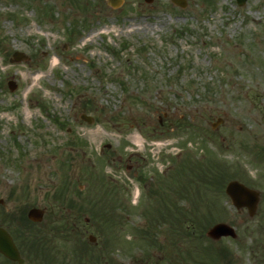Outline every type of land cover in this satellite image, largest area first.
<instances>
[{
    "label": "rangeland",
    "instance_id": "obj_1",
    "mask_svg": "<svg viewBox=\"0 0 264 264\" xmlns=\"http://www.w3.org/2000/svg\"><path fill=\"white\" fill-rule=\"evenodd\" d=\"M14 51L26 58L10 61ZM195 158L236 169L264 203V0H0L1 221L17 224L32 206L42 225L80 211L101 256L79 253L82 264H154L163 251L149 241L169 248L152 188ZM213 197L235 224L230 201ZM235 225L237 241L213 246L228 247L231 264H264L261 234ZM66 235L36 246L42 258L29 264H73Z\"/></svg>",
    "mask_w": 264,
    "mask_h": 264
},
{
    "label": "trees",
    "instance_id": "obj_2",
    "mask_svg": "<svg viewBox=\"0 0 264 264\" xmlns=\"http://www.w3.org/2000/svg\"><path fill=\"white\" fill-rule=\"evenodd\" d=\"M201 161H195V163L192 161V167L191 174L188 176L192 177L193 180H197V177L199 179L204 178V181H200L199 185L194 188L192 184V180L190 179L189 182H191L190 187L194 190L192 196V200L194 202H200L202 198V187H209V182L212 183L215 181V178L218 177L216 173L219 171L218 169L214 168V166L210 164L203 165ZM185 166H181L180 169H177L175 172L176 175L173 177V185L167 187V192H164V195L161 196V202L163 204L171 205L172 207L168 208L167 212H159V215L162 216V218L169 220L170 216H173V221L171 224H169L167 229L168 234V240H169V253L174 257L175 260H178V264H201L202 261L205 259L204 250L203 247H201L200 251V242H201V236L203 235V228L199 224V211L197 210H191L190 217H186L187 212L184 208L179 205V200H183V198H187V193L189 192V188L187 187V184L185 180H187V176L185 174ZM193 172V173H192ZM211 173V176L208 174ZM227 171L221 170V178L225 180V175ZM206 174V175H205ZM202 175V177H200ZM189 177V178H190ZM204 184V185H203ZM191 189V191H192ZM199 191V194L197 193ZM171 192V194H170ZM204 192V191H203ZM59 219L58 220H50L49 223H46L45 225L37 224L34 222L29 221L25 215L19 219H21L24 223L23 232L21 234H27L30 238V244L32 246V250L36 245L45 246L47 247L50 244V240H47V238H51L55 235V233H66V237H70V239L74 240V237H76L77 240H74V249L72 251V255L74 262L73 264H82L81 261L83 260V256L79 255L81 254H90L91 258L95 263L100 262V257L97 255H93L91 252V245L82 238V233L78 230V227L76 223H73L72 221H75L71 217V213L67 210L60 209L59 211ZM165 213L168 214V216H165ZM5 212H1V216L8 217L5 215ZM77 216V220H80V213ZM17 225V224H16ZM28 228V229H26ZM77 245V246H76ZM150 245H154L159 249H162L163 243L154 240ZM165 248V247H164ZM205 253L206 250H205ZM72 262V261H71ZM66 264H72V263H66Z\"/></svg>",
    "mask_w": 264,
    "mask_h": 264
},
{
    "label": "water",
    "instance_id": "obj_3",
    "mask_svg": "<svg viewBox=\"0 0 264 264\" xmlns=\"http://www.w3.org/2000/svg\"><path fill=\"white\" fill-rule=\"evenodd\" d=\"M112 6H117L121 3L122 0H107ZM150 1V0H147ZM173 2L179 4L180 6L185 5L184 0H172ZM245 0H237L238 4L244 3ZM16 60L20 59L22 53L15 52L13 54ZM16 83L12 80L8 81V87L10 90H14L16 88ZM87 121H92L90 116L81 115ZM221 119L218 118L217 122H220ZM213 123V126L216 124ZM226 192L231 196L232 201L237 206L246 205L248 207L249 213L252 215L256 209L258 196L256 191L248 189L247 187L243 186L238 181H230L226 186ZM27 216L29 219L33 221H40L43 217V210L38 207H32L28 210ZM209 236L214 239L219 238L221 235H232L235 236L234 231L225 223H218L214 225L210 230L207 232ZM89 239L94 241L95 237L89 235ZM0 251L5 254L7 257L11 259H18L21 261L20 257L18 256V251L6 230L0 227Z\"/></svg>",
    "mask_w": 264,
    "mask_h": 264
},
{
    "label": "flooded vegetation",
    "instance_id": "obj_4",
    "mask_svg": "<svg viewBox=\"0 0 264 264\" xmlns=\"http://www.w3.org/2000/svg\"><path fill=\"white\" fill-rule=\"evenodd\" d=\"M144 178L143 176H139V181H143ZM245 185L250 186L248 182L242 181ZM212 193L207 194V196H205L204 201L199 205V211L201 214V217L203 218V222L205 226H208L210 223H212V213L213 210L215 211V215L217 217H214L215 219L213 220V222L215 221H220L222 220L221 216L218 214V204L214 201V197H213V192L219 197V199H222V195L224 193V189L222 190V188L216 189L215 191H211ZM262 193L259 190V203L257 206V210L256 213L254 214V216H249L248 212H247V208L245 206L240 207L239 209L236 208L234 205H232L230 203V206L233 207V209L235 210V214L238 216L236 218V223L237 224H244L245 227V231H254L255 229L258 230V232L261 234L260 236L257 235L256 240L260 239L261 236L264 240V203L260 205V202L262 201ZM227 199L229 200V198L227 197ZM188 208L191 205H187ZM235 214L233 213L232 216L230 217V220L233 219V217H235ZM247 216V218L245 215ZM229 224L233 225L234 227H236V223L234 224L232 221H227ZM250 225H254V229L252 230H248V228L250 227ZM225 238H229V237H225ZM14 242L16 244V247L19 251L20 257L22 258V263H19L16 260H10L8 258H6L4 255H2L0 253V264H29L30 261V252L28 251V244L26 243V241L24 240V238L22 239H14ZM260 242V241H257Z\"/></svg>",
    "mask_w": 264,
    "mask_h": 264
},
{
    "label": "bare ground",
    "instance_id": "obj_5",
    "mask_svg": "<svg viewBox=\"0 0 264 264\" xmlns=\"http://www.w3.org/2000/svg\"><path fill=\"white\" fill-rule=\"evenodd\" d=\"M93 133H92V135H93V138L94 137H100V135H99V133H98V131H96V130H94V131H92ZM135 142H139V140L137 139V138H135Z\"/></svg>",
    "mask_w": 264,
    "mask_h": 264
}]
</instances>
